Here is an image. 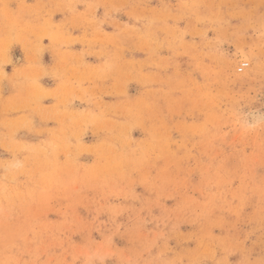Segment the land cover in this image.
I'll list each match as a JSON object with an SVG mask.
<instances>
[{
	"label": "rangeland",
	"instance_id": "rangeland-1",
	"mask_svg": "<svg viewBox=\"0 0 264 264\" xmlns=\"http://www.w3.org/2000/svg\"><path fill=\"white\" fill-rule=\"evenodd\" d=\"M0 264H264V0H0Z\"/></svg>",
	"mask_w": 264,
	"mask_h": 264
}]
</instances>
